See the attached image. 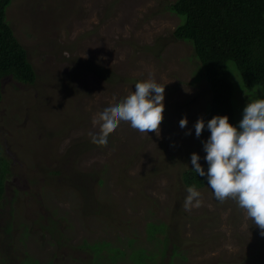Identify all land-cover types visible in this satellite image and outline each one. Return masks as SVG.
I'll return each instance as SVG.
<instances>
[{
    "label": "rangeland",
    "instance_id": "1",
    "mask_svg": "<svg viewBox=\"0 0 264 264\" xmlns=\"http://www.w3.org/2000/svg\"><path fill=\"white\" fill-rule=\"evenodd\" d=\"M171 2L5 7L35 79H1L0 155L10 173L0 199V264H264V236L237 201H219L207 183L198 188L202 205L184 207L181 173L194 167L192 153L208 165L210 131L197 137L195 123L210 93L190 41L172 35L183 16ZM227 66L239 128L264 87L248 90L234 63ZM148 79L165 87L160 134L121 122L106 146L93 143V119ZM111 245L121 249L113 247L115 260Z\"/></svg>",
    "mask_w": 264,
    "mask_h": 264
},
{
    "label": "trees",
    "instance_id": "2",
    "mask_svg": "<svg viewBox=\"0 0 264 264\" xmlns=\"http://www.w3.org/2000/svg\"><path fill=\"white\" fill-rule=\"evenodd\" d=\"M9 1L0 0V85L6 76L31 83L35 72L27 52L5 20ZM169 9L183 16L172 35L190 41L209 89V102L201 115L205 129L209 131L207 121L215 115H227L229 122L237 127L232 104L233 83L227 62L234 63L248 90L256 85L264 87V0H173ZM201 166L207 172L208 165ZM9 173V161L0 155V199ZM181 182L186 188L195 185L197 189L208 183L207 176L197 174L194 167L182 171ZM129 242L127 238V244ZM113 247L121 250L109 246L111 260L117 258H113ZM30 261L40 264L29 258L19 264Z\"/></svg>",
    "mask_w": 264,
    "mask_h": 264
},
{
    "label": "clouds",
    "instance_id": "3",
    "mask_svg": "<svg viewBox=\"0 0 264 264\" xmlns=\"http://www.w3.org/2000/svg\"><path fill=\"white\" fill-rule=\"evenodd\" d=\"M165 87L154 79L137 82L135 90L123 100L106 107L94 118L93 126H99V133L90 134L92 142L106 146L108 137L121 122L142 134H160L164 113ZM184 117L180 127H186ZM205 129V121L200 118L195 123V134L200 137ZM210 136L203 143L208 164L207 172L199 163L200 157L192 153L194 171L207 176L209 187L221 202L227 199L237 201L248 219L264 236V99L248 102L243 109L239 128L229 122L227 115H215L207 121ZM184 207L202 205L201 192L195 185L187 188Z\"/></svg>",
    "mask_w": 264,
    "mask_h": 264
}]
</instances>
